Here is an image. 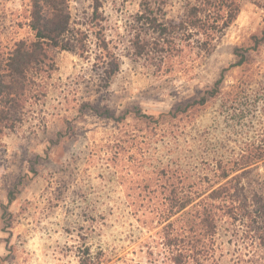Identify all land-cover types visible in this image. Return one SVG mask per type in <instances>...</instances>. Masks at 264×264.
<instances>
[{"label": "rangeland", "instance_id": "obj_1", "mask_svg": "<svg viewBox=\"0 0 264 264\" xmlns=\"http://www.w3.org/2000/svg\"><path fill=\"white\" fill-rule=\"evenodd\" d=\"M31 1L0 0L2 49L32 39ZM66 1L71 28L81 30L87 51L79 57L51 50L50 77H39L23 120L0 136V264H78L85 246L102 251L103 264L105 254L106 264H166L149 254L156 230L138 228L126 197L140 195L135 181L150 176L158 159H171L173 150L187 164L191 153L213 155L264 133V44L224 72L222 93L242 91L235 106L227 108L218 97L161 127L134 111L157 117L211 87L236 62L233 49L248 46L263 30L264 0H236L241 11L210 55L186 46L160 67L132 49L141 0ZM185 1L151 0L168 21ZM96 4L99 25L92 20ZM101 37L115 46L120 63L106 88L108 66L97 59ZM86 102L112 117L85 109ZM16 185L12 217L4 221L1 208ZM211 264H231L230 257L217 255Z\"/></svg>", "mask_w": 264, "mask_h": 264}, {"label": "trees", "instance_id": "obj_2", "mask_svg": "<svg viewBox=\"0 0 264 264\" xmlns=\"http://www.w3.org/2000/svg\"><path fill=\"white\" fill-rule=\"evenodd\" d=\"M140 5L132 49L136 57L155 60L157 67L171 63L186 46L210 55L218 38L241 11L236 0H186L180 15L168 21L159 16L160 6H152L151 0H141ZM99 8V4L94 6L92 17L98 25ZM71 25L66 0H32L28 22L32 39L19 40L7 50L2 49L0 42V136L23 120L26 103L34 97L33 88L39 77H50L54 66L51 50L85 55L83 34L81 30L74 32ZM101 42L97 59L108 66L106 88L118 73L120 63L111 41L101 37ZM263 44L264 28L251 37L248 46L233 49L236 62L202 94L157 117L139 109L135 115L147 124L161 127L218 97L223 96L227 108L235 106L242 91L237 87L222 93L224 72L242 66L250 53ZM84 106L99 116L112 117L109 109L100 110L89 102ZM177 137V132L172 134V139ZM172 155L169 160L158 159L150 176L135 181L136 187L141 188L140 195L126 197L138 228L145 232L156 230L149 237L155 245L149 248V254L157 255L166 264H211L217 255H228L231 264H264V133L233 148L222 147L213 155L191 153L187 164L175 150ZM17 194V185L6 194V204L1 208L4 221L6 217L11 220L8 206ZM81 253L78 264L104 263L102 251L93 254L85 246Z\"/></svg>", "mask_w": 264, "mask_h": 264}]
</instances>
